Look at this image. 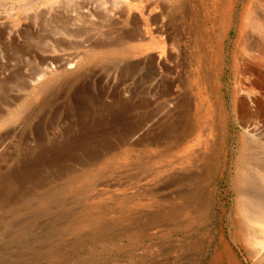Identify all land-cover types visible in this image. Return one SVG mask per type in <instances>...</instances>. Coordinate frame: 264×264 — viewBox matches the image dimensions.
Listing matches in <instances>:
<instances>
[{
	"label": "rangeland",
	"instance_id": "obj_1",
	"mask_svg": "<svg viewBox=\"0 0 264 264\" xmlns=\"http://www.w3.org/2000/svg\"><path fill=\"white\" fill-rule=\"evenodd\" d=\"M81 1L103 19L78 22L79 36L67 41L86 48L57 53L60 62L74 58L59 69L44 49ZM253 1L0 0V264H210L227 244L248 264L233 243L242 218L231 170L246 136L233 89L250 64ZM131 31L140 40L124 55L90 47ZM175 36L178 52L170 51ZM126 100L133 107L121 114ZM195 106L210 114L196 125L197 159L178 174L209 173L200 199L172 221L167 130ZM127 198L143 207L124 205ZM172 243L192 246V259Z\"/></svg>",
	"mask_w": 264,
	"mask_h": 264
},
{
	"label": "bare ground",
	"instance_id": "obj_2",
	"mask_svg": "<svg viewBox=\"0 0 264 264\" xmlns=\"http://www.w3.org/2000/svg\"><path fill=\"white\" fill-rule=\"evenodd\" d=\"M125 4L129 8V10H131V7L128 6L127 2ZM75 6L76 9H74L70 12V14H68L66 23L60 26L61 31H55L54 38L52 37L50 39V50L44 49L46 53L51 54L48 55L46 62L48 64H55L58 62L59 69L63 68L70 59L74 60V58L69 57L68 59H63L62 62H60L56 59L57 53L66 52L73 47L86 48L84 44L83 46L77 47L74 46V44L70 45V43L67 41L68 37L77 38L79 36L78 34L81 29L78 22H82V24L85 25L86 23H89L88 20L94 16L97 17V19H103L100 14H98V10L96 11L97 7L89 6L82 1L80 2V4ZM107 13L108 12H106V14ZM247 28L250 34H245L244 38L246 40L245 49L252 52V55H250L249 58L250 64L247 65L245 68L239 69V76L237 77L239 78V80L236 82V86L233 89V114H235V116L240 121L243 129L246 132V136L240 137L238 140V150L236 149L237 156L235 157L232 170L230 169L233 176L232 191L234 194V202L242 218L240 230L241 238L240 240L234 241L233 243L242 253L244 259L248 262V264H264V0H254L253 3L250 4ZM137 33V31L136 33L134 31L122 33L118 35L116 39H111L112 41L108 39V42H103L100 44L98 43L99 45L97 44L90 47L92 50L101 48L105 50H115L116 53L118 52V55H124L127 50H130V48H135L133 44L140 40V36ZM171 40L172 50L170 51L178 52V39L175 36L172 37ZM170 57L174 60L173 68L170 70L171 73H173L177 70L178 66L175 62L176 57L172 53L170 54ZM73 60L71 61V63L73 62ZM47 73V69L44 70L42 72V75L40 76V79L43 78ZM175 83L173 82L171 85L175 86ZM59 84L60 83H58V85ZM50 88L51 87L48 85L41 86L42 92H48ZM118 104V111L121 112V114L133 107V104L131 103V105L130 103H128L127 100ZM186 109V113H184L185 115L183 118L184 121L175 120L169 124V127L167 126L168 135L166 137L168 138L167 146L169 153L170 171L172 175L170 176V181L168 180L169 183L167 184V190L169 189L170 193L166 199L167 204L172 207L178 208L177 212H172V214L169 213V217L171 220L177 217L179 210L186 212V210H188V207L194 204L192 200L194 195H197V198L194 199L195 201L200 199L199 196L204 193V188L202 187L205 184V181L207 180V176L205 174L209 173L208 171L205 172V170L203 172L197 171L191 175L192 177L187 176V174H178V170L183 167V164L191 165L193 160L197 159L194 157V149L202 143V131H198L197 133H195L196 125H198L199 129L204 128V124L202 123L200 114L202 117L210 114L209 110L202 111L196 106L195 108ZM121 117L123 116L121 115ZM205 136L210 137L211 130L209 135L206 134ZM180 153H183L182 157L179 155ZM180 166L181 168H179ZM188 168V171L192 170L190 166ZM193 179L199 183V188L197 189V192L193 188L191 190L189 189L191 184L190 180ZM5 181L7 180H3L2 183H6ZM6 187L7 190H9V185H7ZM181 187H183L184 189L179 190ZM184 199H187V201L189 202L184 203ZM210 199V196H208L204 207L207 205V203H210ZM125 200L126 199H124V201ZM160 202L163 201H159V205L161 204ZM123 204L127 205L128 207H143L142 199H139L138 202L128 200ZM144 207H146V205H144ZM138 219L139 217L135 216L134 218L129 219V221H133V224H136L137 222H139ZM144 219L145 218L140 219V222ZM116 222L117 220L115 219L109 220L108 225L111 227L113 226L112 228L114 229ZM120 224H123V221H120ZM170 248L172 250H178L184 247L182 245L172 243V247ZM184 249L186 250L187 257L189 256L188 258L189 260H191V252L194 248L191 246L189 248ZM186 264H191V261H187ZM210 264H239L237 255L234 252L232 245L227 244L222 246L220 252L215 255Z\"/></svg>",
	"mask_w": 264,
	"mask_h": 264
}]
</instances>
